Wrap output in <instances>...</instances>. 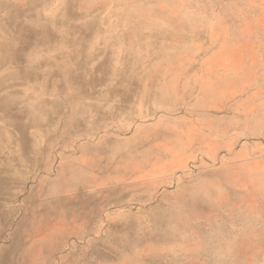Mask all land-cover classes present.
<instances>
[{
    "label": "rangeland",
    "instance_id": "374dc122",
    "mask_svg": "<svg viewBox=\"0 0 264 264\" xmlns=\"http://www.w3.org/2000/svg\"><path fill=\"white\" fill-rule=\"evenodd\" d=\"M0 264H264V0H0Z\"/></svg>",
    "mask_w": 264,
    "mask_h": 264
}]
</instances>
